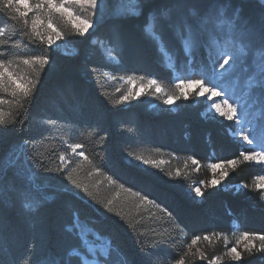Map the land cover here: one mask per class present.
<instances>
[{"label": "trees", "instance_id": "16d2710c", "mask_svg": "<svg viewBox=\"0 0 264 264\" xmlns=\"http://www.w3.org/2000/svg\"><path fill=\"white\" fill-rule=\"evenodd\" d=\"M206 2L189 4L201 11ZM185 3L149 0L140 16L105 21L83 36L56 16L54 23L73 55L9 23L0 5V59L19 64L46 55L49 60L42 69H28L35 89L27 100L5 96L6 103L0 104L8 121L0 126L5 129L0 131L3 264H48L53 256L83 264L87 250L81 233L88 241L98 236L109 243V255L100 257L106 264H176L180 259L185 264H264V253L255 250L243 252L234 263L223 244L200 246L205 259L192 247L196 237L228 234L236 224L244 232L264 235V204L248 190L207 183L203 170L208 164L242 157L230 123L205 117L196 94L177 99L176 111L163 106L165 98L180 94L147 26L153 21L151 30L167 52L180 47L182 32L174 21ZM129 77L148 85L155 80L161 92L153 86L145 96L117 103L128 93L122 81ZM147 95H153L151 101ZM74 144L81 145L87 159L62 162L60 156ZM193 160L202 168L195 171ZM261 171L242 162L226 185L248 184ZM69 172L76 184L67 180ZM198 183L203 184L199 198L193 191ZM36 195L46 197L39 210L26 207ZM75 217L76 232L70 233Z\"/></svg>", "mask_w": 264, "mask_h": 264}, {"label": "rangeland", "instance_id": "374dc122", "mask_svg": "<svg viewBox=\"0 0 264 264\" xmlns=\"http://www.w3.org/2000/svg\"><path fill=\"white\" fill-rule=\"evenodd\" d=\"M147 1L149 0H143V3L142 0H103V3L98 7L95 16L90 15L91 9H88L86 6L81 7L75 4L68 6L71 7L76 14L83 17H89L93 20V28L89 29V32L87 33L89 34L93 32L99 24H102L105 21L140 16L144 8V2ZM207 1L208 2L205 3L206 5L203 7V10L193 11L189 4L190 0H186L183 10L178 12V17L174 21L176 29L182 32V43L180 47L173 45V49L170 52H167L166 49L162 47L158 35L151 30L153 25L152 20V23L148 24L147 30L158 40L165 64L173 73L176 87L181 80L185 82L189 80H202L204 85L209 88L215 85L217 91L221 92V95L219 97H212L211 100L208 99L210 93H205L202 96L197 95V93L201 91L198 85L193 84L183 88V90L187 93V97L196 94V103L203 104L205 117L214 118L221 122H228L232 125V128L229 130L230 135L240 145L243 154L259 152L262 150L260 145L264 144V111H262V103H264V101L261 99L260 90L257 86L253 85L251 92H249L248 86V82L253 78L254 74L252 68L253 61L257 60L258 56L255 52L247 55L245 62L249 67L248 73L241 71L239 64H237L235 68L226 66V70H221L216 67L215 71H213V64L217 61L219 63L223 62V59L219 56L221 51H235L233 46L238 43V39L234 38H238L241 32L247 31L251 34L250 37L246 38V43H250L254 48H259L261 46V37L264 36V0ZM36 2L37 0H32L33 4ZM99 4L100 0H98V5ZM29 16L32 17V14L30 13ZM209 18H211L212 24L208 25L207 28L203 27ZM189 25L196 33L195 40L189 39L187 27ZM54 26L57 28L55 23ZM45 28L46 24L42 25L40 30L43 32L45 31ZM47 34H51L53 37L54 43L50 46L54 49L59 50L65 55H73L75 53L74 48L66 42L63 36L62 39L56 40L54 32L47 30ZM108 57L113 59V56L111 55ZM31 67H33V65H25L22 62L19 64H11L8 70L13 74V78L16 79L18 83H26L28 81L27 72ZM132 81L133 83H129L128 80H123L122 82L128 87V91L131 89L133 93L140 91L141 88L144 89L141 92V95L137 98L148 94V89H150V87L155 86V91L156 85L149 86L150 82L148 85V82H143L141 80ZM178 90L180 94L182 89L178 88ZM5 96H12L11 91L9 90L6 92L0 88V99H3ZM152 98L153 95H147V100L151 101ZM167 98H165V100ZM225 98H228L229 103H234L237 107L238 119L234 118L233 120H228L226 117L220 116L213 108H211L213 102H221V100ZM164 101L163 106L165 108L172 111L178 109L176 100H174V103L171 105L164 103ZM151 106L157 107V104L153 103ZM245 135H249V138L253 140L252 144H248V142L243 139ZM81 151L83 152L81 147L77 148L75 151H73L72 147H69L63 155L65 157L64 163L68 164L70 162L69 159H84L85 155H79ZM241 156V159L235 161L234 165H230L228 162H221L220 164L223 166L215 170H213L211 166L217 163L208 164L206 169L203 170L208 174L207 183L209 181L210 184L211 180L217 179L220 181V184L216 187L223 190H234L235 192H244L248 190L247 192L253 193L264 204V187H258V185L264 184V179H261L264 178V164L257 163L255 160L246 161L244 155L241 154ZM242 162L259 166L262 170L261 173L247 182L248 184L239 183L237 185L227 186L226 179L232 170L242 164ZM194 164L195 171L202 168V166L196 165V161L194 163L193 160L190 165ZM185 165L187 167V165H189L188 162H186ZM225 171L228 173L227 176L222 175ZM196 187H199L202 191L203 184H196L193 187V191ZM197 197L199 198V196ZM244 233L243 229L236 224L231 233L220 234L214 237L207 236L208 239H205L204 237L199 238L195 244H192V247H194L197 253L201 254L202 251L200 246L203 247V245H211L213 243L223 244L222 249H224L225 256L228 260L230 262L239 263L242 259L240 261H234L230 258L228 253L231 247H236L237 251L241 252V256L243 252H247L244 250L245 242L241 239ZM81 236L83 238V244L87 250V253L83 254V264H104L100 260V257H107L109 255V243L98 236L92 242L87 240L85 233H81ZM254 243L259 247L261 242L259 239H256Z\"/></svg>", "mask_w": 264, "mask_h": 264}, {"label": "snow or ice", "instance_id": "6c2138e0", "mask_svg": "<svg viewBox=\"0 0 264 264\" xmlns=\"http://www.w3.org/2000/svg\"><path fill=\"white\" fill-rule=\"evenodd\" d=\"M103 3V0H100V4L98 5V0H37L36 3H32V0H0V5H2L4 9L5 15H7V20L9 23H18L20 24L24 29L28 30L31 34V36L37 40L41 44H44L45 42L50 46L54 43L53 37L51 34H47V30H51L55 33L56 40L62 39V33L54 26V17L57 15L61 19L67 20L69 23L72 24V27L75 29V31L83 36L89 32V29L93 28V20L89 17H83L81 15L76 14L71 7L68 5H79L81 7H87L88 9H91V16H95L97 13L98 7H100ZM32 14L31 23L29 25L28 16L29 14ZM46 24L45 31H41V26ZM212 24L211 18L203 25V27L207 28L208 25ZM4 25L0 24V29L3 28ZM188 32H189V39L195 40L196 39V33L193 31L192 27L189 25ZM4 35V32L0 30V36ZM250 33L245 31L241 32L239 34L238 43L235 44L233 47L235 49L234 52H226L221 51L219 53V56L221 59H223L222 63H219L218 61L213 64V71H215L216 67H218L221 70H226V66H229L230 68H235L237 64L240 65L241 71L248 73L249 67L246 65V57L248 54H251L252 52H255V54L258 56L257 60L253 61L252 68L254 70L253 78L249 80L248 86H249V92H251V88L253 85L257 86L260 90L261 99L264 101V36L261 37V46L259 48H254L253 45L250 43H246V38L250 37ZM247 50V51H246ZM2 55V54H0ZM231 62V63H230ZM12 61L9 60L7 63L5 60L0 59V88H2L4 91H11V95L13 97L21 96L24 100H27L33 90L35 89V84L29 80L26 83L20 82L18 83L16 79L13 78V74L9 72V66L11 65ZM23 63L25 65H39L42 69L45 65L49 64L48 57L45 56H36L32 59H24ZM129 83H133L132 78H128ZM198 85L201 89L197 95L202 96L205 93H210L208 96V99L211 100L212 97H219L221 95L220 91H217L216 86L209 88L204 85V82L202 80H189L187 82L181 80L179 84L177 85L178 88H181V92L179 96H169L164 103L166 104H173L174 100L180 99L181 97L187 99V93L183 90V88L191 85ZM157 85V82L155 80L150 81V85ZM144 89L141 88L140 91H136L133 93V91L130 89L128 93L125 95H122L120 97V100L117 101V103H126L130 102L132 99L137 98L141 95V92ZM156 92H160L161 88L157 85L155 88ZM15 103H20V101H14ZM6 101L3 99H0V104H4ZM23 105L21 104V107ZM211 108L215 110L216 113H218L220 116L226 117L228 120H233L234 118L238 117V110L237 107L234 105V103H229V99L225 98L222 99L221 102H213L211 104ZM262 111H264V103H262ZM8 123V121L5 120V114L0 111V126L5 125ZM13 123H16V121H13ZM20 123H23V121H20ZM5 129L3 127H0V131H4ZM251 135V134H249ZM249 135H245L243 139L248 142V144H252L253 140L249 138ZM81 145L74 144L72 145L73 151H75L77 148H80ZM260 147L262 148L259 152H253L251 154H243L244 159L246 161H252L255 160L257 163L264 164V144H261ZM80 156H84V153L81 151L79 153ZM87 159V157H85ZM60 160L62 162L65 161V157L63 155L60 156ZM145 163H148L145 161ZM195 163V161H194ZM230 165H234L235 161H228ZM223 165L220 163L213 164L211 167L213 170L217 168H221ZM223 176H227L228 173L225 171L222 173ZM264 179V178H261ZM67 180L71 181L72 184H76V181L73 179L72 174L69 172L67 175ZM210 184L212 186H217L220 184V181L217 179H213L210 181ZM258 187H264V184L258 185ZM84 191L88 193L89 196L92 194L88 192L87 188H84ZM196 196H202L203 193L201 192V189L199 187H196L194 189ZM46 200V197L36 195V197L32 200V202L26 207L30 209H36L39 210V208L43 205L44 201ZM153 201H147V203H152ZM112 201L108 202V205H111ZM108 205H105V207H108ZM112 209L109 208V211ZM77 221L78 217L74 218V221L71 225V227L68 229L70 233H75L77 228ZM77 238H79V234L76 233ZM205 239H208L207 236L204 237ZM199 237H196L192 240V244H195ZM241 239L245 242L244 243V250L247 251L249 254H251L254 250L256 252L264 253V235L257 236L256 234H249L245 232ZM256 239H259L261 242L259 247L256 246L254 241ZM191 248V245L189 246ZM229 256L234 261H240L242 259L241 252L237 251L236 247H231L229 249ZM188 255V253H186ZM192 255H195L192 253ZM200 259H205L203 254H201ZM219 259L218 257L216 258ZM0 264H3V259L0 258ZM48 264H69L68 261H66L63 257H56L53 256L48 260ZM106 264V262H104ZM176 264H185L184 259H180L176 262Z\"/></svg>", "mask_w": 264, "mask_h": 264}]
</instances>
